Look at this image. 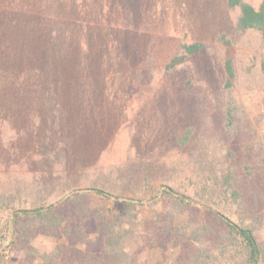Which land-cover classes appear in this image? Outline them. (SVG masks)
<instances>
[{"label": "rangeland", "instance_id": "374dc122", "mask_svg": "<svg viewBox=\"0 0 264 264\" xmlns=\"http://www.w3.org/2000/svg\"><path fill=\"white\" fill-rule=\"evenodd\" d=\"M237 15L225 0H0V193L26 190L16 205L28 206L41 181L57 205L77 204L81 193L112 218L120 203L89 189L105 183L119 201L136 203L138 263L167 264L178 252L168 226L187 216L168 217V196L158 190L194 194L188 164L197 145L215 160L228 147L241 166L258 162L264 173L261 37L240 33ZM191 42L203 46L169 68ZM227 48L230 93L246 113L236 129L224 111ZM2 264L20 263L11 252Z\"/></svg>", "mask_w": 264, "mask_h": 264}, {"label": "trees", "instance_id": "16d2710c", "mask_svg": "<svg viewBox=\"0 0 264 264\" xmlns=\"http://www.w3.org/2000/svg\"><path fill=\"white\" fill-rule=\"evenodd\" d=\"M225 3L229 9L238 11L235 28L240 33L256 30L260 34L264 71V0L257 6L245 0H225ZM223 37L218 40L229 44ZM202 46L198 42L183 44V53L173 56L167 66L175 67ZM224 65L225 87L229 89V99L224 105L226 126L236 129L235 119L241 120L246 113L242 103L230 93L234 77L232 49H226ZM191 136L192 129L181 135V147ZM197 146L190 159L192 163L188 164L197 180L194 194L172 186L158 190L168 196L165 213L168 217L187 216L178 225L169 224L167 228L168 241L178 247L167 264H264V173L256 168L260 164L244 165L243 174L244 167L230 148H226L222 159L215 160L211 150ZM23 184L27 186L25 180ZM33 184L38 187L36 198L28 206L16 205L26 190L21 192L16 187L0 193V264L11 252L20 264H139L131 245L141 238L136 232L139 219L136 203L119 201L105 183L89 187L97 195L116 198L120 203V209L111 218L96 213L81 193L73 195L77 204L72 198L63 207L56 204V199L47 198L41 181ZM92 232L97 235L91 237ZM40 235L56 237L57 241L37 248L32 241Z\"/></svg>", "mask_w": 264, "mask_h": 264}]
</instances>
